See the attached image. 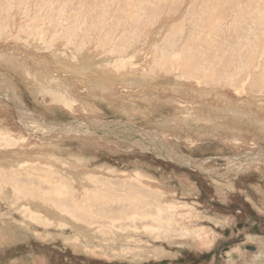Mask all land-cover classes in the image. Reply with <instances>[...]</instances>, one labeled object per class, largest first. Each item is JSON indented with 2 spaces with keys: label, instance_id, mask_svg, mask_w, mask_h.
I'll list each match as a JSON object with an SVG mask.
<instances>
[{
  "label": "rangeland",
  "instance_id": "1",
  "mask_svg": "<svg viewBox=\"0 0 264 264\" xmlns=\"http://www.w3.org/2000/svg\"><path fill=\"white\" fill-rule=\"evenodd\" d=\"M261 154L264 0H0V264H264Z\"/></svg>",
  "mask_w": 264,
  "mask_h": 264
},
{
  "label": "bare ground",
  "instance_id": "2",
  "mask_svg": "<svg viewBox=\"0 0 264 264\" xmlns=\"http://www.w3.org/2000/svg\"><path fill=\"white\" fill-rule=\"evenodd\" d=\"M80 59V58H79ZM167 59V58H166ZM82 60V59H81ZM79 61V62H81L80 64H83V61ZM86 60H88V59H86ZM172 63V62H171ZM80 64H78V65H75V66H78V67H82ZM85 64V63H84ZM72 66H74V64L72 63L71 64ZM90 67L91 66H89V71H90ZM191 67V66H190ZM166 68V67H165ZM76 69V68H75ZM169 69V68H168ZM92 71V70H91ZM167 71V70H166ZM169 71V70H168ZM202 71V70H201ZM216 73V72H215ZM93 74L95 75V73H92V80L94 79V76H93ZM117 74V73H116ZM95 77H96V75H95ZM120 77H122V76H120ZM108 79L110 78V77H107ZM107 78H102L103 80H105L106 81V79ZM146 78V77H145ZM111 80V79H110ZM206 81V80H205ZM178 88V87H177ZM175 89V88H174ZM7 98V97H6ZM18 102V101H17ZM22 103V102H21ZM19 111H20V115L22 116L21 117V119L23 120H25L24 122L26 123V124H28V125H35V124H39L40 126H36V129H39L40 131V133L41 132H46V134L47 133H51V132H58V129L55 127V126H51V125H48L47 126V123L46 122H43V121H41L40 119H38V121L39 122H37L36 120H34L33 118H35V117H32V115L33 116H35L34 114V112H29L28 110H22V109H19ZM22 111H26V112H22ZM28 112L29 113H31L30 115L28 114ZM30 116V117H29ZM42 118V117H41ZM49 122H51V121H49ZM53 122V121H52ZM53 123H59V122H53ZM50 124V123H49ZM64 124V123H63ZM79 124V123H78ZM59 125V124H58ZM62 125V124H61ZM60 125V126H61ZM68 125V124H67ZM65 126V127H63L62 126V129H64V130H68L69 129V127L68 126ZM69 125H71L70 123H69ZM89 125V124H88ZM76 127V126H75ZM74 126L71 128L73 131H77L78 129L77 128H75ZM79 127V126H78ZM81 127V126H80ZM96 127H98V126H96ZM87 128H90V127H87ZM33 129V128H32ZM53 129H55V130H53ZM102 131V130H101ZM43 132V133H44ZM70 132H72L71 130H70ZM79 132V131H78ZM77 132V133H78ZM87 132V131H86ZM76 133V134H77ZM80 133V132H79ZM87 133H89V130H88V132ZM86 133V134H87ZM106 133V132H105ZM117 133V132H116ZM53 134V133H52ZM79 135V134H78ZM83 135V134H82ZM157 137V136H156ZM156 141V140H155ZM154 141V144H158L157 142H155ZM129 142V141H128ZM139 142V144L141 145V141H138ZM137 143V142H136ZM143 143V142H142ZM131 145H133L132 143H131ZM143 147L144 148H147V149H149V151L151 150L152 152H154V153H158L159 151L154 147V145H152L151 143H146V144H144L143 145ZM158 147H159V145H158ZM161 149V148H160ZM162 150V149H161ZM150 151V152H151ZM155 155V154H154ZM157 156V155H156ZM250 156V155H249ZM261 156H264V155H262L261 154ZM246 157V156H245ZM171 158H173L175 161H177L178 163H182L181 161H183V163L182 164H184V165H188V166H192V168L193 167H195V166H197V167H202L203 165H204V161H202V162H200V161H186L187 160V158H184L183 156H176V155H174L173 154V156H171ZM47 159V158H46ZM45 159V160H46ZM75 159V158H74ZM76 161L77 162H75V160H74V162L76 163V165L77 166H79V159H78V157H77V155H76ZM256 161H263V157H260V155H259V157H258V155L257 154H253L249 159H247V158H235V159H230L229 160V165H231V169L230 170H233V169H235V168H239V167H244V166H246L247 164H249V163H254V162H256ZM70 163H71V161H70ZM66 165H69V164H66ZM251 165V164H250ZM72 166V165H71ZM70 165L68 166L69 168L71 167ZM252 166V165H251ZM73 167V166H72ZM204 168V167H203ZM75 170V172H77V170H76V168L74 169ZM210 171V170H209ZM80 172V171H79ZM211 172H213L212 170H211ZM137 173V172H136ZM77 175V174H76ZM132 175V174H131ZM217 175V174H216ZM134 176V175H133ZM186 179V178H185ZM188 180V179H187ZM186 181V180H185ZM189 182V181H188ZM148 184H150V183H148ZM171 203V202H170ZM170 206H172V207H174L175 205L174 204H169ZM160 211V210H159ZM161 212V211H160ZM151 218V217H150ZM144 226V225H143ZM147 226H150V225H147ZM154 227V226H153ZM155 228V227H154ZM157 228H160V227H157ZM144 229V228H143ZM204 229V228H203ZM155 231H153V235L154 234H157L158 236H159V234L161 233V230L160 229H154ZM165 230V229H164ZM206 230V229H205ZM81 231V230H80ZM144 231V230H143ZM189 231V230H188ZM129 232V231H128ZM208 232H210V231H208ZM120 234V233H119ZM128 234V233H127ZM120 235H122V234H120ZM201 235V234H200ZM202 235H204L203 233H202ZM202 237V236H201ZM68 239V238H67ZM71 239V238H70ZM72 241H73V239H72ZM76 241H78V240H76ZM75 241V242H76ZM74 242V241H73ZM72 242V243H73ZM89 243V242H88ZM80 248V247H79ZM234 249V248H233ZM80 250H83V249H80Z\"/></svg>",
  "mask_w": 264,
  "mask_h": 264
},
{
  "label": "flooded vegetation",
  "instance_id": "3",
  "mask_svg": "<svg viewBox=\"0 0 264 264\" xmlns=\"http://www.w3.org/2000/svg\"><path fill=\"white\" fill-rule=\"evenodd\" d=\"M257 235H258V234H257ZM181 259H184V258L182 257ZM181 259H180L179 261H181ZM183 261H184V260H183ZM162 264H166V263H163V262H162Z\"/></svg>",
  "mask_w": 264,
  "mask_h": 264
}]
</instances>
